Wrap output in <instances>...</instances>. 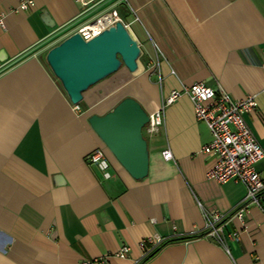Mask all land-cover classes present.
Listing matches in <instances>:
<instances>
[{
  "label": "crops",
  "instance_id": "crops-1",
  "mask_svg": "<svg viewBox=\"0 0 264 264\" xmlns=\"http://www.w3.org/2000/svg\"><path fill=\"white\" fill-rule=\"evenodd\" d=\"M128 8L140 71L125 68L111 92L97 87L74 110L44 55L87 15L73 0H0V264H138L142 240L206 231L204 213L225 216L223 244L206 236L169 245L146 264H264V215L249 207L242 221L233 216L245 186L206 177L215 162L202 152L209 129L187 95L166 104L193 83L254 97L245 120L264 152V0H128ZM127 96L162 114L154 133H142L149 169L140 180L87 122ZM98 148L109 178L86 160ZM256 169L264 181V158ZM123 246L128 256L116 257Z\"/></svg>",
  "mask_w": 264,
  "mask_h": 264
},
{
  "label": "built area",
  "instance_id": "built-area-1",
  "mask_svg": "<svg viewBox=\"0 0 264 264\" xmlns=\"http://www.w3.org/2000/svg\"><path fill=\"white\" fill-rule=\"evenodd\" d=\"M73 1L81 7L82 14L87 15H85L87 20H83L68 34L56 39L52 44L59 43L74 32L79 33L83 40L88 41L105 29L114 27L113 25L117 22H121L125 28L130 29L129 24L125 22L123 15L118 10V6L125 5V9L129 13L128 0ZM29 4L30 2L22 3L20 8L26 9ZM0 24H2L1 21ZM89 25H95L97 32L88 27ZM262 68H264V63ZM170 92L166 104L172 103L180 94L187 95L193 104L195 119L204 123L212 135L210 144L202 148V152L215 158L214 165L207 171L206 177L219 184L232 181L245 186L246 196L240 206L234 210L233 216L242 221L244 213L249 207L258 208L264 215V198H262L264 181L256 169V165L264 158V152L245 120V115L256 108L254 97H246L236 101L226 92L220 89H212L204 83H193L189 86H183L180 90ZM73 109L79 110V105H73ZM148 117L149 121L144 130L147 133H154L162 124L161 111L150 114ZM162 157L164 160L171 159V152L169 150L163 151ZM86 160L102 170L105 178L110 177L107 172L106 156L101 149L91 151L86 156ZM204 214L206 218L205 228L208 231L207 237L220 245L223 244L220 233L222 230L221 223L225 216L219 213ZM160 242H162L160 238L142 240L139 243L142 256H146ZM129 252V247L123 246L118 249L115 256L124 258L128 256Z\"/></svg>",
  "mask_w": 264,
  "mask_h": 264
},
{
  "label": "water",
  "instance_id": "water-1",
  "mask_svg": "<svg viewBox=\"0 0 264 264\" xmlns=\"http://www.w3.org/2000/svg\"><path fill=\"white\" fill-rule=\"evenodd\" d=\"M113 26L88 41L74 32L46 51V65L72 105H79L83 93L122 66L131 74L138 71L137 38L121 22ZM148 116L137 100L127 96L106 113L87 118L90 129L135 180L148 174L149 152L142 134Z\"/></svg>",
  "mask_w": 264,
  "mask_h": 264
},
{
  "label": "trees",
  "instance_id": "trees-1",
  "mask_svg": "<svg viewBox=\"0 0 264 264\" xmlns=\"http://www.w3.org/2000/svg\"><path fill=\"white\" fill-rule=\"evenodd\" d=\"M207 233H208V231H203V232H198V233H194L191 235H186V236H183L180 238H174V239L162 241V242H160V244L153 247L151 249V251L149 253H147L146 256H144L138 264H146L147 262L152 260L154 258V256L158 255L160 253V251H162L165 247H167L169 245L184 243L186 241L194 240L197 238L200 239V238L206 237Z\"/></svg>",
  "mask_w": 264,
  "mask_h": 264
},
{
  "label": "rangeland",
  "instance_id": "rangeland-1",
  "mask_svg": "<svg viewBox=\"0 0 264 264\" xmlns=\"http://www.w3.org/2000/svg\"><path fill=\"white\" fill-rule=\"evenodd\" d=\"M124 6H118V10H119V12H120L121 15H123L122 9H125ZM121 7H124V8H121ZM125 12L127 13V10L126 9H125ZM124 71H125V66H122L116 73L108 76L107 78L101 80L100 82H98L94 86L90 87L85 93H83V100L81 101L80 105L82 103H84V99H85L84 97H86L87 94H89L91 91L95 90L97 87H102V86L106 85L105 93H107L109 91L111 92V90H113V85H112L113 84V80L117 77V75L119 73H122ZM98 97L100 98V95Z\"/></svg>",
  "mask_w": 264,
  "mask_h": 264
},
{
  "label": "bare ground",
  "instance_id": "bare-ground-1",
  "mask_svg": "<svg viewBox=\"0 0 264 264\" xmlns=\"http://www.w3.org/2000/svg\"><path fill=\"white\" fill-rule=\"evenodd\" d=\"M88 27H90L92 30H94V31L97 32V29H96V26H95V25H89ZM140 69H141V67L139 66L138 71H140ZM138 71H137V72H138ZM137 72H136V73H137Z\"/></svg>",
  "mask_w": 264,
  "mask_h": 264
}]
</instances>
